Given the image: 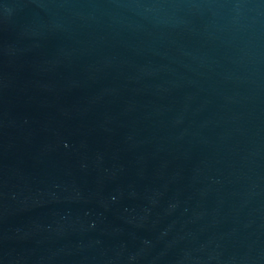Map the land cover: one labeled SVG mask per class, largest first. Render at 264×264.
Masks as SVG:
<instances>
[{
	"label": "water",
	"instance_id": "water-1",
	"mask_svg": "<svg viewBox=\"0 0 264 264\" xmlns=\"http://www.w3.org/2000/svg\"><path fill=\"white\" fill-rule=\"evenodd\" d=\"M0 264H264V0H0Z\"/></svg>",
	"mask_w": 264,
	"mask_h": 264
}]
</instances>
